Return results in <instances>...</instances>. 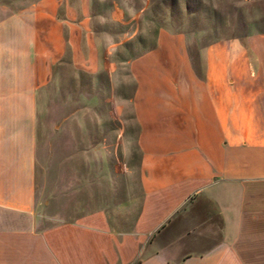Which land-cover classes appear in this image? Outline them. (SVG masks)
<instances>
[{
  "label": "crops",
  "instance_id": "1",
  "mask_svg": "<svg viewBox=\"0 0 264 264\" xmlns=\"http://www.w3.org/2000/svg\"><path fill=\"white\" fill-rule=\"evenodd\" d=\"M56 8L0 0V264H264V35L160 36L130 63L137 164L75 189L42 152L53 65L85 64Z\"/></svg>",
  "mask_w": 264,
  "mask_h": 264
},
{
  "label": "rangeland",
  "instance_id": "2",
  "mask_svg": "<svg viewBox=\"0 0 264 264\" xmlns=\"http://www.w3.org/2000/svg\"><path fill=\"white\" fill-rule=\"evenodd\" d=\"M85 3L57 0L56 8L58 18L79 26V49L85 55V64H77L69 48L53 65V84L50 82L41 92L49 106L41 113L43 118L47 116L43 119L47 131L41 124L40 132L44 140L47 132L50 135L47 147L54 151L50 163L74 167L68 172V181L75 184V189L81 180L88 185L100 176H113L115 169L125 171V164H137V128L126 124L133 118L130 98L135 81L130 63L155 47L160 36L179 38L185 50L194 54L211 40L239 38L245 44L248 36L264 35V0ZM51 120H59V124L52 126ZM107 166L112 167L111 171H106ZM57 174L56 171L55 181ZM43 196L44 193L39 198Z\"/></svg>",
  "mask_w": 264,
  "mask_h": 264
},
{
  "label": "clouds",
  "instance_id": "3",
  "mask_svg": "<svg viewBox=\"0 0 264 264\" xmlns=\"http://www.w3.org/2000/svg\"><path fill=\"white\" fill-rule=\"evenodd\" d=\"M232 264H242V261L237 257L232 261Z\"/></svg>",
  "mask_w": 264,
  "mask_h": 264
}]
</instances>
